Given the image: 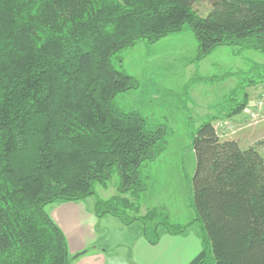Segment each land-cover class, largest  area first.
<instances>
[{
    "label": "trees",
    "instance_id": "16d2710c",
    "mask_svg": "<svg viewBox=\"0 0 264 264\" xmlns=\"http://www.w3.org/2000/svg\"><path fill=\"white\" fill-rule=\"evenodd\" d=\"M197 1L211 4L206 17L194 10ZM185 25L197 60L220 46L264 54V0H0V264H70L66 237L46 211L57 202L96 196L98 216L156 221L155 209L125 212L139 213L147 190L140 168L164 151L167 129H149L138 111L115 104L140 86L121 54ZM247 73L221 117L241 114L248 88L264 85V63ZM217 118L193 138L196 219L157 222L156 230L181 235L198 223L200 264L210 255L215 264H264V156L258 144L222 140ZM114 167L119 195L103 200L97 185L108 187ZM156 235L148 236L153 244Z\"/></svg>",
    "mask_w": 264,
    "mask_h": 264
},
{
    "label": "rangeland",
    "instance_id": "374dc122",
    "mask_svg": "<svg viewBox=\"0 0 264 264\" xmlns=\"http://www.w3.org/2000/svg\"><path fill=\"white\" fill-rule=\"evenodd\" d=\"M194 10L206 17L212 10L209 2L197 1ZM124 70L135 77L140 86L119 94L117 107L126 111H138L149 129L165 127L167 140L164 151L154 161L144 163L141 176L147 190L140 197V211L128 209L129 217L143 216L149 210L158 212L156 221L147 224L135 222L131 231H147L156 237L166 231L163 226L156 230L157 222L169 221L173 225H187L196 219L193 176L196 157L193 138L199 127L212 116H218L214 126L222 140L243 142V149L255 146L264 136L260 124L251 123L243 111L233 118H223L219 111L240 84L247 83V72L255 63H264L259 51H239L238 47L220 46L210 55L197 60L198 43L188 25L179 33L168 35L154 44L138 42L121 54ZM244 78V79H243ZM248 88L251 99L260 93V87ZM232 122V126L228 122ZM247 139L251 145L247 146ZM120 178L117 168L112 170L108 187L97 185L98 196L107 200L119 195ZM133 199L130 194L125 195ZM97 202L92 196L88 204ZM124 208V207H123ZM102 210L107 209L103 206ZM200 233L196 223L186 232ZM203 245V242H202ZM206 264H215L213 255Z\"/></svg>",
    "mask_w": 264,
    "mask_h": 264
},
{
    "label": "crops",
    "instance_id": "0c3cea01",
    "mask_svg": "<svg viewBox=\"0 0 264 264\" xmlns=\"http://www.w3.org/2000/svg\"><path fill=\"white\" fill-rule=\"evenodd\" d=\"M256 144L264 156V136ZM90 198L46 208L66 237L70 264H200L206 254L200 234L173 235L166 230L153 244L146 228L131 231L134 224L125 225L109 214L98 216L96 202L88 204Z\"/></svg>",
    "mask_w": 264,
    "mask_h": 264
},
{
    "label": "built area",
    "instance_id": "2783aa9c",
    "mask_svg": "<svg viewBox=\"0 0 264 264\" xmlns=\"http://www.w3.org/2000/svg\"><path fill=\"white\" fill-rule=\"evenodd\" d=\"M244 112L247 115V120L251 123L260 124L264 118V86L260 87V93L256 98L249 100ZM232 126V122H228Z\"/></svg>",
    "mask_w": 264,
    "mask_h": 264
}]
</instances>
